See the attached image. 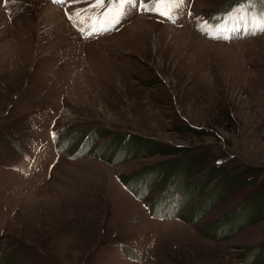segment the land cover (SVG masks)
Masks as SVG:
<instances>
[{
	"label": "rangeland",
	"instance_id": "374dc122",
	"mask_svg": "<svg viewBox=\"0 0 264 264\" xmlns=\"http://www.w3.org/2000/svg\"><path fill=\"white\" fill-rule=\"evenodd\" d=\"M120 13L0 0V264H264V0Z\"/></svg>",
	"mask_w": 264,
	"mask_h": 264
},
{
	"label": "trees",
	"instance_id": "16d2710c",
	"mask_svg": "<svg viewBox=\"0 0 264 264\" xmlns=\"http://www.w3.org/2000/svg\"><path fill=\"white\" fill-rule=\"evenodd\" d=\"M244 3L241 4L240 6L244 5ZM155 144H156L157 152H161L164 155H172V156H174V158H176L177 156H180V153L183 150V149H181L180 147H177V146L176 147L175 146H168V145H163V144H159V143H156V142H155ZM173 160H175V159H173ZM176 160L177 161H175L174 163L172 162L173 167L175 165H178V167H181L183 161L181 159H176ZM170 161H172V160L170 159ZM168 162H169L168 160H165V161H162V162H158L156 164V166H153V168L155 167L154 171H156V173L158 172V174L160 173L161 176L163 175L162 178H164V176H166L167 171L164 170V168H165V166L167 165ZM177 162H179V164H176ZM172 170H173V172H172V174H170L171 175V177H170L171 179H169V178L167 179L166 184H165L166 185L165 189L163 190L165 198L163 196V201H162V199L159 200V202H162V204L159 205L158 201L155 203V206L157 205V207H158L157 210H159V215H161V217H165V218H167L168 213L164 211V207L166 206V204H170V202L168 200L169 197H171L174 192L180 194L179 190H181V191L185 190V188H183V185L181 184V182L184 180L183 176L181 174H177L176 173V172H178V170H176V172H175L174 168ZM154 171L150 172L148 175L152 176V174H156V173H154ZM169 173H171V171ZM160 175H159V177H160ZM139 176H140V178H142V175H139ZM167 176H168V174H167ZM167 176L165 178H167ZM145 179H146V177H145ZM189 188H192V187H189ZM211 200H209L208 203ZM159 215L155 214L154 216L159 217ZM228 221H230V218H229Z\"/></svg>",
	"mask_w": 264,
	"mask_h": 264
},
{
	"label": "snow or ice",
	"instance_id": "6c2138e0",
	"mask_svg": "<svg viewBox=\"0 0 264 264\" xmlns=\"http://www.w3.org/2000/svg\"><path fill=\"white\" fill-rule=\"evenodd\" d=\"M6 2H10V0H6ZM137 2L138 0H118V3L121 8V13L115 18L113 27H115V25L120 23L121 17L124 14H126V8L135 7ZM168 4H169L170 10H176L181 7V5L183 4V0H168ZM260 21H261L260 26L257 28L256 31L251 32V34L255 35V34H258V32H264V14L260 15ZM107 30L108 29H103V31H107Z\"/></svg>",
	"mask_w": 264,
	"mask_h": 264
},
{
	"label": "bare ground",
	"instance_id": "6f19581e",
	"mask_svg": "<svg viewBox=\"0 0 264 264\" xmlns=\"http://www.w3.org/2000/svg\"><path fill=\"white\" fill-rule=\"evenodd\" d=\"M60 0H57V2H59ZM48 10V12H46V13H48V15H51V14H53L54 13V15L56 14V11H57V9H56V6H54V7H49V9H47ZM45 15V14H44ZM54 15H52L53 16V18L54 17H56V15L54 16ZM46 16V15H45ZM48 18V17H47ZM51 20H52V18H51ZM54 22V21H53ZM49 23V22H48Z\"/></svg>",
	"mask_w": 264,
	"mask_h": 264
},
{
	"label": "crops",
	"instance_id": "0c3cea01",
	"mask_svg": "<svg viewBox=\"0 0 264 264\" xmlns=\"http://www.w3.org/2000/svg\"><path fill=\"white\" fill-rule=\"evenodd\" d=\"M184 221L188 222L187 220H184Z\"/></svg>",
	"mask_w": 264,
	"mask_h": 264
}]
</instances>
